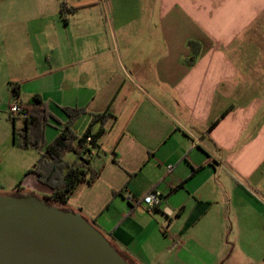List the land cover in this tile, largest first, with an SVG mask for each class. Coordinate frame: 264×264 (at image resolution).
Masks as SVG:
<instances>
[{
	"label": "crops",
	"instance_id": "crops-1",
	"mask_svg": "<svg viewBox=\"0 0 264 264\" xmlns=\"http://www.w3.org/2000/svg\"><path fill=\"white\" fill-rule=\"evenodd\" d=\"M0 73L47 103L48 143L64 108L79 137L109 110L64 207L135 264H264V0H0Z\"/></svg>",
	"mask_w": 264,
	"mask_h": 264
},
{
	"label": "water",
	"instance_id": "water-1",
	"mask_svg": "<svg viewBox=\"0 0 264 264\" xmlns=\"http://www.w3.org/2000/svg\"><path fill=\"white\" fill-rule=\"evenodd\" d=\"M0 264H130L92 222L32 193L0 194Z\"/></svg>",
	"mask_w": 264,
	"mask_h": 264
},
{
	"label": "trees",
	"instance_id": "trees-1",
	"mask_svg": "<svg viewBox=\"0 0 264 264\" xmlns=\"http://www.w3.org/2000/svg\"><path fill=\"white\" fill-rule=\"evenodd\" d=\"M66 10L71 11L72 9L67 7L66 2H63L61 12L64 13ZM189 45L194 53L189 64H193L199 50L194 47L193 43ZM9 86L16 98L19 95L18 85L11 82ZM19 104L22 108L20 113H9V119L13 124V144L18 148L38 151L39 158L28 173H34L40 183L52 190L51 196H45L50 203L65 208L64 205L81 182L86 181L88 184H93L100 175L99 171L91 167L90 159L99 148L98 140L104 132V125L111 113L106 110L102 113L91 114L92 120L88 129L79 137L72 127L75 121L85 113V110L66 107L63 110L68 116V121L55 140L48 143L45 138L46 127L52 119L55 120V117L49 111L47 103L39 95H34L29 101L19 102ZM17 120H21V126L16 125ZM97 123L101 126L97 132L93 133V127ZM69 152L76 155V160L73 162L65 159ZM88 175L89 178L86 179ZM93 225L96 227L94 222ZM120 254L130 264H135L126 254L122 252Z\"/></svg>",
	"mask_w": 264,
	"mask_h": 264
},
{
	"label": "rangeland",
	"instance_id": "rangeland-1",
	"mask_svg": "<svg viewBox=\"0 0 264 264\" xmlns=\"http://www.w3.org/2000/svg\"><path fill=\"white\" fill-rule=\"evenodd\" d=\"M13 101L9 99L5 75L0 73V194L28 191L47 200L44 193L38 191L36 175L28 173L39 158L38 151L18 148L13 144V124L9 119V108ZM16 125L21 126V120H17ZM66 159L76 160L75 153H67Z\"/></svg>",
	"mask_w": 264,
	"mask_h": 264
},
{
	"label": "built area",
	"instance_id": "built-area-1",
	"mask_svg": "<svg viewBox=\"0 0 264 264\" xmlns=\"http://www.w3.org/2000/svg\"><path fill=\"white\" fill-rule=\"evenodd\" d=\"M21 111H22V108H21L19 102L14 100L12 105L9 108V112L10 113H20ZM128 199H129V201H131L134 204L138 202V199L132 194L128 195ZM142 201H143V203H145L147 205L148 210L151 211V210L155 209L161 203L162 196H161L160 192L152 191V192L148 193L142 199Z\"/></svg>",
	"mask_w": 264,
	"mask_h": 264
}]
</instances>
